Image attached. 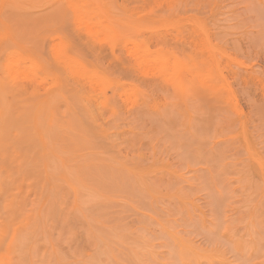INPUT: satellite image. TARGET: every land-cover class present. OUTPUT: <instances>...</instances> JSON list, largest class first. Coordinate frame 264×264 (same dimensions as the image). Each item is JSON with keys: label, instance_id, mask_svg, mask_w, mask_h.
I'll return each instance as SVG.
<instances>
[{"label": "rangeland", "instance_id": "rangeland-1", "mask_svg": "<svg viewBox=\"0 0 264 264\" xmlns=\"http://www.w3.org/2000/svg\"><path fill=\"white\" fill-rule=\"evenodd\" d=\"M0 264H264V0H0Z\"/></svg>", "mask_w": 264, "mask_h": 264}, {"label": "bare ground", "instance_id": "bare-ground-1", "mask_svg": "<svg viewBox=\"0 0 264 264\" xmlns=\"http://www.w3.org/2000/svg\"><path fill=\"white\" fill-rule=\"evenodd\" d=\"M83 7H84V10L86 9V11H88L87 8L89 9V7L93 8L91 5H90V6H87V7L82 6V10H83ZM91 8H90V10H91ZM80 9H81V8H80ZM82 10H81V11L79 10V12H80V13L84 12V11H82ZM93 10H95V9H93ZM93 10H91V11L93 12L92 14H94V13L96 12V10H95V12H94ZM91 11H90V12H91ZM90 12H88V17H89V16H93V15H91ZM96 13H97V12H96ZM79 15H80V14H79ZM82 15H83V17H84V15H86V13H85V14L82 13ZM97 15H98V14H97ZM85 17H86V16H85ZM88 17H86V18H88ZM102 17H103V16H102ZM91 18H92V17H91ZM98 18H99V17H98ZM98 18H97V19H98ZM88 19L90 20V18H88ZM84 20H85V19H84ZM90 21H91V20H90ZM98 21H99V19H98ZM91 22H93V21H91ZM95 22H96V21H95ZM86 23H87V21H86ZM87 24H90V23L88 22ZM91 24H92V23H91ZM97 24H99V23H97ZM93 25H95V24H93ZM99 25H102L101 22H100ZM87 26H89V25H87ZM96 26H97V25H95V28H94V29H96ZM92 27H93V26H92ZM103 27H104V25H103ZM106 28H107V27H106ZM104 29H105V28H104ZM98 30H99V28H98ZM106 31H108V30H106ZM156 55H158V54H156ZM68 57H69V56H68ZM156 57H157V56H156ZM159 58H161V57H159ZM70 59H71V58H70ZM171 59H172V58H171ZM173 59H174V58H173ZM72 60H73V59H72ZM154 60H155V59H154ZM68 61H69V60L67 59V62H68ZM157 61H158V60H157ZM163 61H164V60H163ZM173 61H174V60H173ZM33 62H34V61H33ZM73 62H74V61H73ZM73 62H72V63H73ZM76 62H77V61H76ZM171 62H172V61H171ZM35 63H36V62H35ZM68 63H69V62H68ZM70 63H71V62H70ZM31 64H32V63H31ZM34 65H35V64H34ZM144 65H145V64H144ZM172 65H173V64H172ZM37 66H38V65H37ZM167 66H168V65H167ZM176 66H177V65H176ZM173 68H175V66H174ZM191 75H192V74H191ZM192 76H193V75H192ZM202 79H203V78H202ZM200 82H201V81H200ZM202 82H205V81L202 80ZM203 84H204V83H203ZM179 86H180V84H179Z\"/></svg>", "mask_w": 264, "mask_h": 264}]
</instances>
